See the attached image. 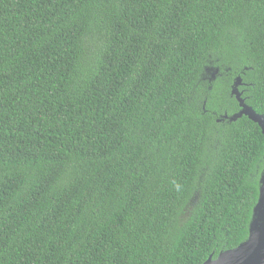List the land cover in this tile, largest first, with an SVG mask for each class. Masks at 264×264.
Listing matches in <instances>:
<instances>
[{
    "label": "trees",
    "instance_id": "obj_1",
    "mask_svg": "<svg viewBox=\"0 0 264 264\" xmlns=\"http://www.w3.org/2000/svg\"><path fill=\"white\" fill-rule=\"evenodd\" d=\"M264 0H0V264H202L249 235Z\"/></svg>",
    "mask_w": 264,
    "mask_h": 264
},
{
    "label": "water",
    "instance_id": "obj_2",
    "mask_svg": "<svg viewBox=\"0 0 264 264\" xmlns=\"http://www.w3.org/2000/svg\"><path fill=\"white\" fill-rule=\"evenodd\" d=\"M241 83L240 77H237L236 85ZM235 85V86H236ZM238 100L240 109L231 116L225 115L230 120H235L242 115L247 116L256 122L264 133V116L255 112V110L244 102V99L237 95L234 89L231 91ZM259 194L255 205L252 208V219L249 225L248 238L232 249L220 252L216 258L212 255L202 264H264V226L257 218L256 207L260 200L264 199V171L259 180Z\"/></svg>",
    "mask_w": 264,
    "mask_h": 264
},
{
    "label": "snow or ice",
    "instance_id": "obj_3",
    "mask_svg": "<svg viewBox=\"0 0 264 264\" xmlns=\"http://www.w3.org/2000/svg\"><path fill=\"white\" fill-rule=\"evenodd\" d=\"M256 214L261 225L264 226V199L260 200L259 204L257 205Z\"/></svg>",
    "mask_w": 264,
    "mask_h": 264
},
{
    "label": "flooded vegetation",
    "instance_id": "obj_4",
    "mask_svg": "<svg viewBox=\"0 0 264 264\" xmlns=\"http://www.w3.org/2000/svg\"><path fill=\"white\" fill-rule=\"evenodd\" d=\"M234 89V91H235V93L237 94V95H240V97H242L241 96V91L239 90V88H238V86L236 85V86H233V88L231 89V91ZM234 96H235V94H233ZM240 109V108H239Z\"/></svg>",
    "mask_w": 264,
    "mask_h": 264
}]
</instances>
